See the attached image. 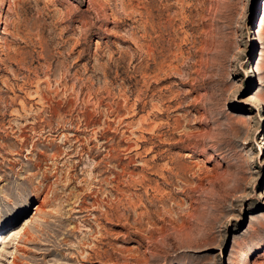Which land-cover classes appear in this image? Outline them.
<instances>
[{"label": "rangeland", "instance_id": "obj_1", "mask_svg": "<svg viewBox=\"0 0 264 264\" xmlns=\"http://www.w3.org/2000/svg\"><path fill=\"white\" fill-rule=\"evenodd\" d=\"M264 264V0H0V264Z\"/></svg>", "mask_w": 264, "mask_h": 264}, {"label": "bare ground", "instance_id": "obj_2", "mask_svg": "<svg viewBox=\"0 0 264 264\" xmlns=\"http://www.w3.org/2000/svg\"><path fill=\"white\" fill-rule=\"evenodd\" d=\"M10 264H19V263L16 262L15 257L13 256V258L10 260Z\"/></svg>", "mask_w": 264, "mask_h": 264}]
</instances>
